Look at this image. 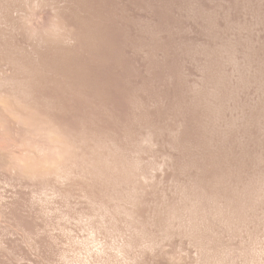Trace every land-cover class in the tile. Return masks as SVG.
Wrapping results in <instances>:
<instances>
[{
  "label": "rangeland",
  "instance_id": "374dc122",
  "mask_svg": "<svg viewBox=\"0 0 264 264\" xmlns=\"http://www.w3.org/2000/svg\"><path fill=\"white\" fill-rule=\"evenodd\" d=\"M50 25L61 28L56 33ZM57 34L68 41H59ZM0 93L1 100L8 95L3 99L13 101L7 108L0 102L4 116L22 118L28 111L24 116L49 117L52 127L56 121L59 128L65 124L57 131L70 139L71 152L87 138L82 142L87 149L81 143L86 152L79 143L84 152L76 155L89 166L77 165L76 156L70 166V152L72 158L67 155L52 166L57 171L50 170L55 177L65 158L70 168L76 164L79 173L65 172L66 165L60 171L72 180L86 179L76 183V189L81 184L77 192L75 181L60 179L62 172L61 183L50 176L55 185L39 173L29 181L31 174L8 166L13 163L9 149L20 138L30 147H17L29 151L36 144L29 142L39 139L22 124H14L22 127L19 131L0 118V142L5 140L0 143V200L9 201L3 203L7 213L0 204V264H264V0H0ZM32 102L35 108L24 109L23 103ZM7 137L13 140L9 144ZM89 148L110 156L117 170L110 159L111 169L105 168L109 162L101 164L103 156ZM3 156L9 171L3 169ZM87 160L95 162L101 179ZM78 166L86 167L82 174ZM89 169L93 180L87 179ZM73 170L78 176L71 175ZM21 173L23 180L39 182L41 190L44 182L54 186L56 194L50 187L44 191L56 200L42 191L56 202L66 185L64 195L73 190L70 201L68 194L60 197L56 204L63 209L56 207L59 213L52 216L55 201L44 205L42 191L36 199L39 187L23 184Z\"/></svg>",
  "mask_w": 264,
  "mask_h": 264
},
{
  "label": "bare ground",
  "instance_id": "6f19581e",
  "mask_svg": "<svg viewBox=\"0 0 264 264\" xmlns=\"http://www.w3.org/2000/svg\"><path fill=\"white\" fill-rule=\"evenodd\" d=\"M36 5H39V4H36ZM39 6H40V5H39ZM39 6H37V7H39ZM51 11H52V10H51V8H50V12H51ZM54 12H55V11H54ZM53 15H54V14H53ZM56 16H57V15H55V17H56ZM52 17H53V16H52ZM53 18H54V17H53ZM57 18H58V19H61V18H59V17H57ZM57 18H56V20H55L56 23H57V21H58ZM53 20H54V19H52L51 21H53ZM62 20H63V19H62ZM55 21H54V22H55ZM60 21H61V20H59L58 22H60ZM52 23H53V22H52ZM56 23H55V24H56ZM64 23H65V22H64ZM50 24H51V23H50ZM53 24H54V23H53ZM55 24H54V25H55ZM57 24H58V26H60L59 24H61V23H57ZM54 25H50V28H51V26L54 28ZM62 25H64V24H62ZM58 26H57V27L55 26V28H54V30L56 29V33H58L57 30H59V29L61 28V27L58 28ZM65 26H67V25H65ZM65 26H64V27H65ZM67 27H69V25H68ZM67 27H66V28H67ZM51 29H52V28H51ZM64 29H65V28H62L61 30H64ZM68 29H69V28H68ZM68 29H67V30H68ZM49 30H50V29H49ZM65 30H66V29H65ZM65 30H64V31H65ZM70 30H72V29H70ZM64 31H62V33H63ZM49 32H51V30H50ZM60 32H61V31H59V33H60ZM65 32H66V31H65ZM71 32H72V31H71ZM31 33H32V36H33V37L36 36V35H33V33L36 34V32H31ZM41 33H42V32H41ZM52 33H53V35L55 34L53 31H52ZM68 33H69V31H68ZM68 33H66V34H68ZM28 34H29V36H30V33H28ZM46 34H48V32H47ZM64 34H65V33H64ZM64 34H63V36L66 37V34H65V35H64ZM71 34L73 35V33H71ZM38 35H39V34H38ZM41 35H42V34H40V37H39V36H38V37H39V38L43 37V36L45 35V33L43 34V36H41ZM57 35H58V37H59V34H57ZM60 35H61V33H60ZM69 35H70V34H69ZM75 35H76V34H75ZM48 36L50 37L51 34H49ZM54 36H55V35H54ZM45 37H46V35H45ZM45 37H44V38H45ZM65 37H64V38H65ZM70 37H71V38H74V35H73V37L70 35ZM70 37L67 36V38H70ZM51 38H52V37H51ZM53 38H54V37H53ZM56 38H57V37H55L54 39H56ZM61 38H63V37H62V36L59 37V41H61V40H60ZM64 38H63V40H64ZM71 38H70V39H71ZM47 39H48V37H47ZM54 39H53V40H54ZM65 39H66V38H65ZM49 40H50V39H49ZM49 40H48V41H49ZM57 40H58V38L56 39V41H57ZM63 40H62V41H63ZM66 40L68 41V39H66ZM71 40H72V39H71ZM71 40H70V41H71ZM67 41H63V42H67ZM0 94H1V93H0ZM1 95H2V94H1ZM1 95H0V96H1ZM5 95H7V94H5ZM5 95H3V96H5ZM7 96H8V95H7ZM7 96H5V97H7ZM1 97H2V96H1ZM1 97H0V102L3 101V100L5 99V97H3L4 99L2 98V100H1ZM12 97H14V96H11V98H12ZM29 97H30V96H29ZM8 98H10V97H8ZM11 98H10V99H11ZM18 98H19V100L17 99V96H16L14 99H17L18 102H19V101L21 100V98H20V97H18ZM12 99H13V98H12ZM12 99H11V100H12ZM22 99H25V98L22 97ZM31 99H32V98H31ZM11 100H10V101H11ZM17 100H15V101L17 102ZM25 101L28 102L26 99H25ZM29 101H30V100H29ZM7 102H8V103H7ZM18 102H17V103H18ZM4 103H5V104H4ZM6 103L9 104V105L11 106V104H13V101H11V103H10L9 100L6 99V100H4V102H3V106L5 105V107H6ZM17 103H15V104H17ZM21 103H22V102H19V105H18V104H17V105L20 106ZM41 103L43 104V102H41ZM24 104H25V106H24L25 108H24V109H26L27 106H28V108H30V109H31L32 106H33V108H35L34 105L31 106V104H33V102L30 103V104L23 103L22 105H24ZM9 105H7V107H8ZM26 105H27V106H26ZM29 105H30L31 107H29ZM44 105H45V104H44ZM12 106L15 107L16 105H12ZM18 106H17V107H18ZM5 107H4V108H5ZM7 107H6V108H7ZM41 107H42V106H41ZM41 107H40V108H41ZM46 107H47V106H46ZM46 107H45V108H46ZM0 108H1V107H0ZM4 108L2 107V109H4ZM6 108H5V110H6ZM12 108H13V107H12ZM20 108H22V106H20ZM28 108H27V110H28ZM33 108H32V109H33ZM37 108H38V107H37ZM37 108H36V109H37ZM16 109H18V108H16ZM16 109L13 108L14 112H15ZM36 109H34V110L36 111ZM38 109H39V108H38ZM5 110H4V111H5ZM8 110L10 111V110H12V109H9V108H8ZM22 110H23V109H21V112H22ZM34 110H33V111H34ZM40 110H41V109H40ZM49 110H50V108H49ZM52 110L55 111V108L52 109ZM4 111H3V113H4ZM18 111H19V109H18ZM18 111H17V112H18ZM30 111H31V110H30ZM33 111H31V112L34 113ZM37 111H38V110H37ZM46 111H47V110H46ZM53 111H52V112H53ZM0 112H2V110H1ZM11 112H12V111H11ZM17 112H16V113H17ZM40 112H41V111H40ZM6 113H8V112L6 111ZM12 113H13V112H12ZM19 113H20V112H19ZM22 113H23L22 118H20V116H21L20 114H18V116H16V115H12V114L10 115V112H9V114L6 115V116H4L2 113H0V115L2 114V115H1L2 117L0 116V118H3V116H4L5 119H3V121L5 120V121H6V124L9 123V124H10L9 126H11V124H12V125L14 126V127L12 126L13 128H15V126H16V128L19 129L21 126L17 127L18 125H14V124H20V125L22 124V126H24L23 129L26 128L27 131H28L27 133H30L31 135H33L32 137H34V140H36V139L38 138V139H39V142H40V144H41L42 146L39 145V144H37V143H39L38 141H37V142H36V141H35V142L31 141L30 139H33L32 137H30V139H28V137L25 139L24 137L26 136L27 133L25 134V132H24L25 136H22L21 138L27 140L28 142L31 141V143L29 142V144L36 143V144L39 145V146H37L36 144H35V145H36V146H35V145L33 144V145H32L33 147H31V149L29 148V149H30L29 151H27V148L24 149L25 151H22L23 149H22V150L19 149V147H20V148H23L24 146H25V147H28V146L30 147V145L26 146V145L23 143L24 141H22V139L20 140V138H19V136H21V134L23 133V131H25V130L22 129V130H23L22 133H21V134L18 133V138H19V140L22 141V142H20L19 140H18V142L15 141L14 143H15L16 146H14V147H13V145L11 146V147L15 148V147H17L18 144H22V143H23V144H24L23 147H21V145L17 147V148H18L19 150H21V151H18V149H17V152L13 153V152H14V151L12 150L13 148H12V149H9V148H8L9 145H8V146L6 145L7 148H8L9 150H11L12 153L14 154L13 156H11L10 154H12V153H10V154L8 155V153H6L7 151L5 152V146H4V148H3V150H4V154L6 153V155L10 156V159H13V160H12V161H13L12 165H11V164H10V165L8 164V166L11 168V166L13 167V165H14V166L17 168V170L19 169V173L22 172L23 174H29V175L31 174V180L28 178L29 181H33V180L35 179V177H36L35 175L33 176L32 173H34V174H35V173H36V174L39 173V174H40V175H39L40 177H41L42 174H44V175H46V177H48L47 180H49V179L51 178L50 176H53V177H54V175H51V174H50V172H51L50 170H53L52 166H55V162H57V161H58V162L61 161L62 158L67 157V155H70V152H71L70 144L72 145V143H70V139H69V142H66L68 138L66 139V137H65V139H66V140H65L64 138H62V137L60 136V135H62L63 137L66 136V134H64V131L61 130L62 133H63L64 135H63V134H59L58 131H57V130H59L60 128L65 127V124H63L64 126L61 124L62 126L59 128V127H58V126H59V123H58V121L55 120V121L57 122V123L55 124L56 126L52 127L53 124H52V125H49V123L47 122V121H48L47 119L49 118L48 116H47V117H48L47 119L45 118V119H46V122H45V121H43V120H45V119H43V118H42V120H40V117H43V116H41V114H38V117H39V115H40V117L37 118V115H36L37 112H36L35 114H33V115H36V118H35V116L33 117L32 115H26V116H24L26 113L30 114L28 111H27V112L24 111V112H22ZM53 113H54V112H53ZM58 113H59V112H58ZM13 114H14V113H13ZM45 114L47 115V113H45ZM48 114H49V113H48ZM62 114H63V113H62ZM50 115H51V114H50ZM61 116L63 117V115H61ZM50 118H51V117H50ZM64 118H65V117H64ZM64 118H63V119H64ZM67 119H68V118H67ZM75 120H76V119H75ZM50 121L52 122L53 120H50ZM55 121H53L52 123H54ZM77 121H78V120H77ZM1 122H2V121H1ZM1 122H0V123H1ZM7 122H8V123H7ZM61 122H62V121H61ZM73 122H74V121H73ZM62 123H63V122H62ZM70 123H71V122H70ZM4 124H5V123H4ZM6 124H5V128H6ZM50 124H51V123H50ZM76 124H77V123H76ZM82 124H83V123H82ZM57 125H58V126H57ZM70 125H71V124H70ZM78 125H79V124H78ZM3 126H4V125H3ZM71 126H72V125H71ZM1 127H2V126H1ZM55 127H58V129H56ZM74 127H75V126H74ZM76 127H77V125H76ZM78 127H79V126H78ZM80 127H81V125H80ZM7 128H8V127H7ZM13 128H11L12 131L14 130ZM21 128H22V127H21ZM3 129H4V128H3ZM9 129H10V128H9ZM64 129H68L67 126H66V128H64ZM69 129L72 131V128L69 127ZM69 129H68V130H69ZM15 130H16V129H15ZM80 130L82 131L83 129L81 128ZM4 131H5V133H6V130H5V129H4ZM12 131H9V132H10V135H11V132H12ZM16 131H17V130H16ZM19 131H20V129H19ZM19 131H18V132H19ZM61 131H60V132H61ZM71 131H70V132H71ZM73 131H74V130H73ZM86 131H87V130H86ZM88 131H89V130H88ZM7 132H8V131H7ZM9 132H8V134H9ZM5 133H4V134H5ZM14 133H16V132L14 131ZM14 133H13V134H14ZM65 133H67V132H65ZM75 133H76V132L74 131V136H73L74 138H75ZM83 133H84V132H83ZM1 134L3 135V131L0 133V136H1ZM13 134H12V135H13ZM24 134H23V135H24ZM67 134H68V136H69V133H67ZM6 135H7V133H6ZM14 135H15V134H14ZM14 135H13V136H14ZM70 135H73V134L70 133ZM76 135L78 136L79 134H76ZM80 135H82V134L80 133ZM80 135H79L78 137H76L77 141H78L79 139H80V140H83V139L80 138ZM91 135H92V134H91ZM13 136H10V137H12V139H13ZM27 136H29V135H27ZM82 136H84V135H82ZM5 137H6V136H5ZM10 137H9V138L7 137V140H6V141H8V139H11ZM16 137H17V134H16L15 138H16ZM73 137H72V138H73ZM72 138H71V139H72ZM82 138H83V137H82ZM91 138H92V137H91ZM93 138H94V137H93ZM95 138H96V137H95ZM1 139H3V138H1ZM1 139H0V140H1ZM4 139H5V138H4ZM12 139H11V140H12ZM38 139H37V140H38ZM86 139H87V138H85L83 141H85ZM13 140H14V139H13ZM13 140H12V141H13ZM16 140H17V139H16ZM72 140H73V139H72ZM93 140H94V139H93ZM75 141H76V140H75ZM83 141H80L79 143L81 144ZM2 142H5V140H3ZM2 142H0V143H2ZM9 142H10V141H8V144H9ZM19 142H20V143H19ZM87 142H90V141L88 140ZM6 143H7V142H6ZM11 143H12V142H11ZM16 143H18V144H16ZM25 143H26V141H25ZM68 143H69V144H68ZM74 143H75V142H74ZM76 143H77V142H76ZM76 143H75V145H76ZM79 143H77V144L80 146ZM90 143H92V142H90ZM97 143H98V142H97ZM97 143H96V145L98 146V144H100V142H99L98 144H97ZM82 144H83V143H82ZM82 144H81L80 148L83 149L85 145L83 144V145H84V146H83ZM86 144H87V143H86ZM88 144H89V143H88ZM3 145H4V144H3ZM10 145H11V144H10ZM75 145H74V146H75ZM78 145H77V146H78ZM90 145H91V144H90ZM92 145L95 146V144H92ZM92 145H91V146H92ZM79 146L76 148V150L74 149L75 147H72V146H71L72 149H74L75 151H74V153L71 152V153L74 154V155H73V158H72V156L70 155V157L72 158V159L69 160L70 163H71V164L69 163L70 166H73V165H74L73 162H74V160L76 159V158L74 159V156L77 157V159L75 160V162L77 161V165H79L80 163H82V164H85V163H86V161H82V159H81V161H78V160H80V159L78 158L79 155H76V154L81 153V152H79V151L82 150V149H81V150L78 149ZM82 146H83V147H82ZM87 146H88V145H87ZM103 146H104V145H103ZM103 146H102V148H101L102 150L104 149ZM11 147H10V148H11ZM41 147H43L44 149H42ZM99 147H100V145H99ZM99 147H98V148H99ZM1 148H2V146H1ZM1 148H0V149H1ZM85 148H86V146H85ZM85 148H84V150H85ZM93 148H94V147H93ZM98 148H97V150H98ZM105 148H106V147H105ZM77 149H78V153L76 152ZM86 149H87V148H86ZM89 149L91 150V148H89ZM89 149H88V150H89ZM99 149H100V148H99ZM107 149H108V148H107ZM1 150H2V149H1ZM9 150H8V151H9ZM84 150H82V151L84 152ZM90 150H89V151H90ZM105 150H106V149H105ZM110 150H111V148H110ZM15 151H16V148H15ZM72 151H73V150H72ZM89 151H87V152H89ZM93 151H94V150H93ZM93 151L91 150V152H89V153H92ZM95 151H96V149H95ZM95 151H94V153H95ZM98 151H99V150H98ZM98 151H96L97 154L95 153L97 156H98ZM75 152H76V153H75ZM85 152H86V150H85ZM103 153H105V155H106L107 152L105 151V152H103ZM108 153H109V151H108ZM111 153H112V152H111ZM1 154H2V153H1ZM4 154H3V155H4ZM15 154H16V155H15ZM85 154H86V153H85ZM85 154H83V155H85ZM87 154H88V153H87ZM100 154H102V152L99 151V155H100ZM83 155H82V156H83ZM0 156H1V155H0ZM8 156H6V157H7V160L9 161ZM29 156H30V157H29ZM89 156H95V155L89 154V155L86 156V157L89 158ZM97 156L93 157V158H95L94 161H96V157H97ZM100 156H103V157H100L102 160L99 159V160H100V161H99L100 163L103 162V161L105 162V160L107 161V159H110V161H111V163H112L111 167L113 166L114 163H113V161L111 160L112 158H110V156H109L108 158H107V156H106L107 159H105L104 154H103V155H100ZM6 157H5V159H6ZM11 157H13V158H11ZM70 157L68 156L67 158H70ZM84 157H85V156H84ZM84 157H83V158H84ZM98 157H99V156H98ZM117 157H119V156H117ZM2 158H3V161H4L3 164H5L4 156H3ZM48 158H52L53 160L50 159V160H52V162H49V161H48ZM67 158L63 159V162H64V160H65V162H66V161L69 162L68 160H66ZM80 158H81V156H80ZM88 158H87V159H88ZM90 158H91V157H90ZM0 159H1V157H0ZM31 159H32V160H31ZM85 159H86V158H85ZM103 159H105V160H103ZM118 159H119V158H118ZM118 159H116V160H118ZM71 160H72L73 162H71ZM92 160H93V159H92ZM92 160H90V161L93 162ZM119 160H121V159H119ZM87 161H89V160H87ZM90 161H89V164L92 165V163H91ZM97 161H98V158H97ZM97 161H96V163H98ZM10 162H11V161H10ZM10 162H9V163H10ZM63 162H62V164H64V165L61 164V167L64 166V167H63V169H64L66 164H65V162H64V163H63ZM78 162H79V163H78ZM83 162H84V163H83ZM107 162H109V160H108ZM116 162H117V161H116ZM32 163H34V164H32ZM60 163H61V162H60ZM60 163H59V165H60ZM87 163H88V162H87ZM87 163H86L84 166H86ZM100 163H99V164H100ZM111 163H110V162H109V163H106V162H105L104 164H105V166H106L107 164H111ZM121 163H122V161H121ZM53 164H54V165H53ZM57 164H58V163H57ZM57 164H56V165H57ZM72 164H73V165H72ZM82 164H81V166H82ZM99 164H98L97 166H101V164H103V163H101L100 165H99ZM117 164H118V163H117ZM117 164H116V165H117ZM1 165H2V161L0 160V166H1ZM77 165L75 164V166H77ZM91 165H90V168H91ZM94 165H96L95 162H94V164L92 165V168L95 167ZM68 166H69V165H68ZM68 166L66 165V168H67ZM70 166H69V168H68V171H65V172H69V171L72 172V169H71V168H75L76 171H78V173H79V170H77V168H76L75 166H74V167H71V168H70ZM81 166H78V167H80V169H81L80 172H81V174H82V173H83L82 170L85 169L86 167L84 168V166H83V167H82L83 169H82ZM93 166H94V167H93ZM108 166H109V165H107L105 168H107ZM114 166H115V165H114ZM114 166H113V167H114ZM1 167H2V166H1ZM1 167H0V170H2ZM3 167H4L3 169H5V168L7 169V170L5 169L4 171H9V168H7L6 164H5ZM15 167H13V168L15 169V171L13 170V168H12V171H11V169H10V171H11L10 173H11V174H13V173H12L13 171H14V172L17 171ZM59 167H60V166H59ZM88 167H89V166L87 165V168H88ZM103 167H104V165H102V170L104 171ZM111 167L109 166L110 169H111ZM113 167H112V169H113ZM120 167H121V164H120ZM51 168H52V169H51ZM57 168H58V167H57ZM66 168H65L64 170H67ZM109 168H108V169H109ZM122 168H123V166H122ZM63 169L60 168L59 171H60V170H63ZM69 169H70V170H69ZM100 169H101V167H100ZM115 169H116V168H115ZM115 169H113V170H115ZM124 169H125V167H124ZM54 170H56V167H55ZM54 170H53V171H54ZM64 170H63V171H64ZM87 170H88V169H87ZM87 170H86V171H87ZM91 170H92V169H89V173H87V174H90V175L88 176L89 178H87V179H89V180H90V179L93 180V177H94V176H91V173H92ZM94 170H96V172L94 171L96 174L94 173L93 175H96V176H97V170H99V168L96 169V167H95ZM102 170H101V171H102ZM116 170H117V169H116ZM2 171H3V170H2ZM56 171H57V170H56ZM59 171L57 172L58 176H59V174H61V172L63 173V171H60V173H59ZM73 171H75V170H73ZM76 171L74 172V174H71V173H70V174H71L72 176L74 175L73 177H75V176L78 174ZM106 171H107V169H106ZM109 171H110V170H109ZM48 172H49V174H50V175L48 174L49 176H47V173H48ZM90 172H91V173H90ZM98 172H99V171H98ZM129 172H130V171H129ZM2 173H3V172H2ZM6 173H9V172H5V174H6ZM16 173H17V172H16ZM22 173L19 175L21 179H22V177H21ZM51 173H52V172H51ZM55 173H56V172H55ZM75 173H77V174L75 175ZM99 173L102 174V172H99ZM103 173H105V171H104ZM113 173H115V172H113ZM116 173H117V172H116ZM17 174H18V173H17ZM17 174H15L16 176H14V175H13V176L11 175V176H12L13 178H14V177L18 178V177H17ZM52 174H54V173H52ZM57 174L55 175L54 178H56V179L58 178L57 180L60 181V183H61V180H62V179L64 180V178L67 176L66 173H65V175H64V173H63L64 177L62 176L63 178H62V177L60 178L61 175L58 177ZM67 174H68V173H67ZM70 174H68V175H70ZM0 175H1V174H0ZM3 175H4V174H3ZM6 175H7V174H6ZM9 175H10V174H9ZM29 175H28V176H29ZM84 175H85V170H84ZM98 175H99V174H98ZM121 175H122V174H121ZM123 175H125V174H123ZM24 176H25V175H24ZM42 176H43V175H42ZM77 176H78V175H77ZM79 176H80V175H79ZM79 176H78L76 179L73 178V180H72V177L70 176L71 181H75V183H74L75 186H74V184H73V185H72V184H69L70 178H69L68 176L65 178V181H66L67 178H69V181L67 180V185L69 184V186H71L72 188H73V186H74V188H75V190H76V191L74 190L75 192H77V190L81 189V186H80V185L83 183V181L86 180V179H85V180H84V179H83V180L81 179V180H80L81 182H80V181H79V179H80ZM85 176H86V175H85ZM90 176H91L92 178H91ZM106 176H107V175H106ZM133 176H134V175H133ZM133 176H132V177H133ZM0 177H1V176H0ZM5 177H6V176H5ZM9 177H10V176H9ZM26 177H27V176H26ZM26 177H23V178L25 179ZM32 177H33V178H32ZM40 177H39V179H40ZM53 177H52V179L49 180V184H50V185H55V184H53V183L51 184V182H50V181H53V179H54ZM83 177H84V176H83ZM98 177H99V176H97V178H98ZM104 177H105V176H104ZM119 177H120V175H119ZM125 177H126V176H125ZM16 178H15V179H16ZM20 178H19V179H20ZM44 178H45V177H44ZM44 178H43V179H44ZM59 178H60L61 180H60ZM78 178H79V179H78ZM81 178H82V177H81ZM84 178H86V177H84ZM99 178L101 179V175H100ZM128 178H129V176H128ZM130 178H131V177H130ZM19 179H16V180H19ZM21 179H20V181H23V184H26V182L29 183V181H28L27 179H26L27 181H26V180H23V179L21 180ZM36 179H37V180H35V181H38V177H37ZM41 179H42V177H41ZM41 179H40V182H41ZM77 179H78V180H77ZM95 179H96V177L94 178V182H98V180H95ZM113 179H114V178H112V180H113ZM118 179H119V178H118ZM132 179H134V178H132ZM47 180H46V181H47ZM76 180H77V181H76ZM104 180H105V179H104ZM122 180H124V179L122 178ZM125 180H126V179H125ZM135 180H136V178H135ZM7 181H8V179H7ZM10 181H12V180H10ZM43 181H44V180H43ZM43 181H42L41 183H43ZM58 181H53V182H57V183H58ZM71 181H70V183H72ZM78 181H79L81 184H80V185L78 184L79 188L76 189V183H77ZM87 181H88V180H87ZM107 181H109V180H107ZM1 182H2V180H1ZM24 182H25V183H24ZM63 182H64V181H63ZM79 182H78V183H79ZM112 182H114V181H112ZM115 182H116V181H115ZM125 182H126V181H125ZM129 182H130V181H129ZM131 182H132V181H131ZM136 182H137V181H136ZM16 183H17V182H16ZM21 183H22V182H21ZM33 183H34V181H33ZM33 183H32V184L29 183V185L31 184V185L35 186V188H36V187H39V182H38V183L35 182V183H37L38 186L34 185ZM44 183H45V182H44ZM44 183H43L44 187H42V186H41L42 184H40V186L42 187V190H43V191H44L45 188L47 187L48 182H46L47 184H44ZM60 183H59V184H60ZM64 183H65V182H64ZM64 183H62V185L60 184V186H63ZM85 183H86V184H85ZM87 183H89V181H88V182H84L83 185L86 186ZM132 183H133V182H132ZM149 183H150V182H149ZM8 184H10V183H8ZM8 184H7V185H8ZM17 184H18V183H17ZM97 184H99V182H98ZM108 184H109V183H108ZM0 185H1V184H0ZM19 185H20V184H19ZM21 185H22V184H21ZM50 185H49L46 189H49ZM83 185H82V186H83ZM106 185H107V184H106ZM117 185H118V184H117ZM121 185H122V184H121ZM124 185H125V184H124ZM13 186H14V185H13ZM25 186H26V185H25ZM45 186H46V187H45ZM58 186H59V185H58ZM65 186H66V185H65ZM65 186H64V187H60V189L63 188V190H67V187H66V189H65ZM69 186H68V188L70 189ZM78 186H77V187H78ZM89 186H91V185H89ZM93 186H94V185H93ZM103 186H104V185H103ZM119 186H120V185H119ZM131 186H132V185H131ZM134 186H135V185H134ZM137 186L139 187V185H137ZM1 187H3V186H1ZM7 187H8V186H7ZM30 187H31V186H30ZM53 187H54V186H53ZM53 187H52V188H53ZM111 187H112V186H111ZM114 187H115V186H114ZM146 187H147V186H146ZM13 188H14V187H13ZM15 188L17 189V187H15ZM18 188H20V187H18ZM23 188H24V187H23ZM28 188H29V187H28ZM28 188H27V189H28ZM52 188L50 187L51 190H52ZM85 188H86V187H85ZM89 188H90V187H89ZM92 188H93V187H92ZM95 188H96V187H95ZM104 188H105V187H104ZM119 188H120V187H119ZM133 188H134V187H133ZM149 188H150V187H149ZM0 189H2V188H0ZM50 189H49V190H50ZM53 189H54V188H53ZM57 189L59 190L58 187H57ZM116 189H117V188H116ZM125 189H126V188H125ZM151 189H152V188H151ZM23 190H24V189H23ZM30 190H32V189H30ZM42 190L40 189V187L37 189L36 192H37L38 197H36V199L39 198V194L42 193V196H44V195L47 196V197L44 196V198H46V200H44V198H43V200H41V199H42V198H41L42 196L40 195V199H39V201L44 202V201H47V200H48L47 202H50V201H49V199H50V200L52 201L51 203H53V201L56 200V199L54 198L55 196L52 197V196L50 195V193H52V192H53L54 190H56V189L52 190V192H50L51 190H50V191H47V190H46L47 192L44 191L46 194L48 193V194H49L53 199H55V200L51 199V198L49 197V195H46V194L43 195V191H42ZM63 190H59L60 193H58V196H59L61 193H62V194L59 196V199H58L57 202H59V200H60V199L63 197V195L65 194V193H63V192H64ZM121 190H122V189H121ZM10 191H11V189H10ZM18 191L21 192V190H18ZM18 191H17V192H18ZM38 191H42V192H41V193L39 192V194H38ZM59 191H58V192H59ZM61 191H62V192H61ZM68 191H69V190H68ZM70 191H71V190H70ZM95 191H96V190H95ZM105 191H106V190H105ZM107 191H108V190H107ZM136 191H137V190H136ZM138 191H139V190H138ZM0 192H1V191H0ZM12 192H13V190H12ZM28 192H29V191H28ZM34 192H35V191H34ZM36 192H35V193H36ZM71 192L73 193V190H72ZM71 192L67 193V191H66V193L68 194V196L71 195V194H70ZM7 193H8V192H7ZM14 193H16V191H15ZM30 193H31V192H30ZM56 193H57V190H56L55 193H53L52 195H54V194H56ZM96 193H98V191H97ZM121 193H122V192H121ZM134 193H135V192H134ZM1 194H2V193H1ZM5 194H6V192H5ZM25 194H26V193H25ZM31 194H32V193H31ZM67 194H66V195H67ZM79 194H80V193H79ZM87 194H88V193H87ZM103 194L105 195V192H104ZM123 194H124V193H123ZM136 194H138V193H136ZM152 194H153V193H152ZM2 195H4V193H3ZM11 195H13L14 197H16V195H14V194H12V193H11ZM28 195H29V194H28ZM33 195H34V193H33ZM37 195H36V196H37ZM66 195H64V197H63L64 199H65ZM100 195H101V193H100ZM124 195H126V194H124ZM150 195H151V194H150ZM29 196H30V195H29ZM58 196H57V197H58ZM78 196H79V195H78ZM1 197H2V196H1ZM17 197H18V195H17ZM17 197H16V198H17ZM20 197H23V195L20 196ZM31 197H33V196H31ZM60 197H61V198H60ZM108 197H109V196H108ZM115 197H116V196H115ZM130 197H131V196H130ZM151 197H152V195H151ZM24 198H25V197H24ZM26 198H27V196H26ZM33 198H35V196H34ZM47 198H48V199H47ZM63 198H62V199H63ZM71 198H72V196H71ZM91 198H92V197H91ZM101 198H102V197H101ZM0 199H1V198H0ZM4 199H5V196H4ZM4 199H2V200L4 201ZM10 199H11V198H10ZM13 199H14V198H13ZM18 199H19V198H18ZM21 199H22V198H21ZM21 199H20V200H21ZM64 199H63V200H64ZM67 199H69V201H70V196H69V198H67ZM82 199H83V198H82ZM84 199H85V198H84ZM95 199H96V198H95ZM104 199H105V197H104ZM115 199H116V198H115ZM129 199H130V198H129ZM11 200H12V199H11ZM22 200H23V199H22ZM74 200H75V199H74ZM74 200H73V201H74ZM108 200H109V199H108ZM7 201H8V200H7ZM7 201H4V202L6 203ZM14 201L16 202L17 200H14ZM35 201H36V200H35ZM39 201H38V202H39ZM69 201H68V202H69ZM73 201H71V203H72ZM79 201H80V200H79ZM87 201H88V200H87ZM4 202H2V204H1V200H0V204H1V205H3ZM8 202H9V201H8ZM18 202H19V201H18ZM21 202H22V201H21ZM24 202H25V201H23V203H24ZM42 202H40V203H42ZM47 202H44V203H45L44 205H46ZM57 202L55 201L54 203L56 204ZM60 202H62V200H60ZM60 202H59V203H60ZM89 202H90V201H89ZM107 202H108V201H107ZM5 203H4V204H5ZM12 203H14V202H12ZM16 203H17V202H16ZM29 203H30V201H29ZM33 203H34V202H33ZM35 203H37V202H35ZM35 203H34V204H35ZM51 203H49V204L47 203V205L50 207V206H51V205H50ZM59 203H57V204L59 205ZM66 203H67V202H65V204H66ZM69 203H70V202H69ZM78 203H79V202H78ZM87 203H88V202H87ZM100 203H101V202H100ZM17 204H18V203H17ZM25 204H26V203H25ZM25 204H23V205H25ZM57 204H56V205H57ZM61 204H62V203H61ZM84 204H85V202H84ZM88 204H89V203H88ZM88 204H87V206H88ZM102 204H103V203H102ZM106 204H107V203H106ZM108 204H109V203H108ZM1 205H0V207H2ZM7 205H8V204H7ZM15 205H16V204H15ZM23 205H22V206H23ZM26 205H27V204H26ZM56 205H53V206H55L54 209H53V207L51 206L52 216H53V214H54L53 211L56 209V207H57V209H59V207H60V206L58 207V205H57V206H56ZM63 205H64V203H63ZM66 205H67V204H66ZM75 205H78V204H75ZM79 205H80V204H79ZM89 205H90V204H89ZM93 205H94V204H93ZM151 205H152V204H151ZM151 205H150V206H151ZM5 206H6V205H5ZM19 206H20V204L18 205V207H19ZM28 206H29V205H28ZM30 206L32 207V205H30ZM35 206H36V204H35ZM35 206H34V207H35ZM42 206H43V205H42ZM42 206H41V208H43ZM48 206H46V207H48ZM68 206H69V205H68ZM94 206H95V205H94ZM96 206H97V205H96ZM100 206H102V205H100ZM6 207H7V206H6ZM6 207H4V205H3L2 209H3V208H6ZM9 207H11V206L8 205V210H9V209L12 210V208H9ZM16 207H17V206H16ZM20 207H21V206H20ZM20 207H19V208H20ZM23 207H24V206H23ZM23 207H22V209H23ZM66 207H67V206H66ZM71 207H72V206H71ZM75 207H76V209H78L77 207H79V206H75ZM81 207H85V206H82V205H81ZM103 207H104V206H103ZM24 208H25V207H24ZM26 208H27V207H26ZM26 208H25V209H26ZM41 208H40V209H41ZM60 208H62V206H61ZM69 208H70V207H69ZM69 208H68V209H69ZM85 208H86V207H85ZM91 208H93V207H91ZM95 208H96V207H95ZM104 208H105V207H104ZM32 209H33V208H32ZM34 209H35V208H34ZM49 209H50V208H49ZM49 209H48V210H49ZM62 209H63V208H62ZM87 209H88V207H87ZM100 209H101V207L99 208V210H100ZM0 210H1V208H0ZM15 210H16V209H15ZM17 210H18V209H17ZM27 210H28V209H26V212H27ZM43 210H44V209H43ZM43 210H41V213H42ZM48 210H47V211H48ZM65 210H66V209H65ZM65 210H64V212H65ZM72 210H73V209H72ZM74 210H75V209H74ZM85 210H86V209H84V211H85ZM99 210H98V211H99ZM4 211H6V212H4ZM4 211H1V213H2V212L7 213V212H8V211H7V208H6ZM28 211H29V210H28ZM33 211H34V210H33ZM36 211H37V210H36ZM45 211H46V208H45ZM56 211H58V210H56ZM56 211H54V212L57 213ZM70 211H71V210H70ZM75 211L77 212V210H75ZM88 211H89V210H88ZM101 211H102V210H101ZM9 212H10V211H9ZM29 212L31 213V210H30ZM29 212H28V213H29ZM37 212H38V211H37ZM39 212H40V210H39ZM49 212H50V211H49ZM64 212H62V213H64ZM66 212H67V211H66ZM71 212H72V211H71ZM71 212H70V213H71ZM80 212H81V210H80ZM92 212H93V211H92ZM95 212H96V211H95ZM116 212H117V211H116ZM17 213H18V212H17ZM20 213H21V212H20ZM20 213H19V214H20ZM34 213H35V212H34ZM43 213H44V212H43ZM58 213H59V212H58ZM58 213H57V214H58ZM70 213H69V214H70ZM74 213H75V212H74ZM83 213L85 214V212H83ZM87 213H88V212H87ZM87 213H86V214H87ZM98 213H99V212H98ZM36 214L38 215L39 213H36ZM46 214H48V212H45V215H46ZM75 214H76V213H75ZM75 214H73V216H74V217H77V216H76L77 214H76V215H75ZM90 214L92 215V213H90ZM94 214H95V213H94ZM118 214H119V212H118ZM20 215H21V214H20ZM24 215L26 216L27 214H24ZM24 215H23V216H24ZM28 215H29V214H28ZM37 215H36V216H37ZM39 215H40V214H39ZM39 215H38V217L41 218ZM48 215H49V214H48ZM50 215H51V213H50ZM55 215H56V214H54V216H55ZM65 215H66V214H65ZM67 215H68V214H67ZM67 215H66V216H67ZM79 215H80V214H79ZM88 215H89V214H88ZM2 216H3V215H2ZM4 216H5V215H4ZM9 216H10V215H9ZM29 216H30V215H29ZM43 216H44V215H43ZM57 216H58V215H57ZM59 216H60V215H59ZM61 216H62V214H61ZM69 216H70V215H69ZM69 216H68V217H69ZM92 216H93V215H92ZM26 217H28V216H26ZM31 217H32V215H31ZM34 217H35V216H34ZM34 217H33V218H34ZM45 217H46V216H45ZM47 217H48V216H47ZM63 217H64V216H63ZM70 217H72V215H71ZM70 217H69V218H70ZM83 217H84V216H83ZM86 217H87V216H86ZM39 218H38V220H39ZM53 218H54V217H53ZM53 218H52V219H53ZM55 218H56V217H55ZM59 218H60V217H59ZM61 218H62V217H61ZM81 218H82V217H81ZM29 219H30V218H29ZM29 219H28V221H29ZM57 219H58V218H57ZM76 219H77V218H76ZM12 220H13V219H12ZM20 220H21V219H20ZM32 220L35 222L34 219H32ZM53 220H54V219H53ZM58 220H59V219H58ZM58 220H57V221H58ZM66 220H67V219H66ZM70 220H71V219H70ZM23 221H24V220H23ZM30 221H31V220H30ZM54 221H55V220H54ZM74 221H75V219H74ZM76 221H77V220H76ZM24 222H26V220H25ZM24 222H22V224H23ZM55 222H56V221H55ZM66 222H67V221H66ZM15 223H16V222H15ZM15 223H14V225H16ZM36 223H37V222H36ZM36 223H35V224H36ZM56 223H57V222H56ZM60 223L62 224V222H60ZM68 223H70V221H69ZM7 224H8V223H7ZM11 224H12V223H11ZM76 224H77V223H76ZM82 224H83V223H82ZM55 225H56V224L54 223V226H55ZM57 225H59V224H57ZM70 225H71V224H70ZM72 225H73V224H72ZM74 225H75V224H74ZM74 225H73V226H74ZM79 225H80V222H79ZM26 226H28V225H26ZM50 226H51V225H50ZM65 226H67V225H65ZM68 226H69V225H68ZM81 226H82V225H81ZM76 227H77V226H76ZM9 228H10V227H9ZM16 228H17V227H16ZM22 228H23V226H22ZM60 228H61V226H60ZM62 228H63V227H62ZM66 228H67V227H66ZM70 228H71V227H70ZM79 228H80V227H79ZM73 229H74V228H73ZM75 229H76V228H75ZM75 229H74V230H75ZM21 230H23V229H21ZM71 231H72V230H71ZM1 236H2V235H1ZM101 236H102V235H101ZM90 237H91V236H90ZM97 237H99V236H97ZM104 237H105V236H104ZM104 237H103V238H104ZM88 238H89V237H88ZM99 238H100V237H99ZM94 239H95V238H94ZM100 239H101V238H100ZM100 239H99V240H100ZM93 241H94V240H93ZM95 241H96V239H95ZM101 241H102V240H101ZM104 241H105V239H104ZM99 242H100V241H99Z\"/></svg>",
  "mask_w": 264,
  "mask_h": 264
}]
</instances>
